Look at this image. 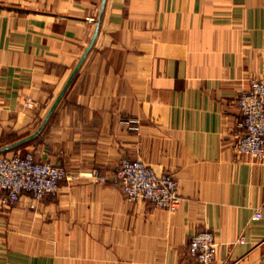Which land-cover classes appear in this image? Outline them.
<instances>
[{"label": "crops", "instance_id": "1", "mask_svg": "<svg viewBox=\"0 0 264 264\" xmlns=\"http://www.w3.org/2000/svg\"><path fill=\"white\" fill-rule=\"evenodd\" d=\"M101 1L0 0V147L40 126ZM262 74L264 0H106L21 146L70 179L0 210V264H199L203 230L214 264H264V160L233 141L238 96ZM125 158L172 175L178 209L129 202L112 180Z\"/></svg>", "mask_w": 264, "mask_h": 264}, {"label": "built area", "instance_id": "2", "mask_svg": "<svg viewBox=\"0 0 264 264\" xmlns=\"http://www.w3.org/2000/svg\"><path fill=\"white\" fill-rule=\"evenodd\" d=\"M242 120L233 133L237 155L264 160V74L250 81L248 90L237 99ZM98 182H106L98 174H91ZM69 180L66 169L47 161H39L33 152L20 150L0 155V210L15 206L23 193L41 200L59 191L63 180ZM112 180L119 184L127 200L149 203L169 211H176L181 203L178 182L172 175L158 174L142 161L121 160ZM260 220V211L254 214ZM240 244L244 241L239 240ZM189 255L199 264H214L215 236L211 231L196 232L191 238Z\"/></svg>", "mask_w": 264, "mask_h": 264}, {"label": "water", "instance_id": "3", "mask_svg": "<svg viewBox=\"0 0 264 264\" xmlns=\"http://www.w3.org/2000/svg\"><path fill=\"white\" fill-rule=\"evenodd\" d=\"M105 4H106V0H102L101 1V5H100V10H99V14H98V18L95 21V29L94 32L92 34L91 40L87 46V48L85 49V51L83 52L82 56L80 57L78 63L76 64L74 70L72 71L71 75L69 76V78L67 79L66 83L64 84L62 90L60 91V93L58 94V96L56 97V99L54 100L53 104L51 105L48 113L46 114L45 118L42 120L40 126L37 128V130L26 136L23 137L17 141H14L10 144H7L5 146L0 147V155L13 151L15 149L20 148L21 146L33 141L35 138H37L40 133L43 131L45 125L47 124V122L49 121L51 115L53 114L54 110L56 109V107L58 106L59 102L61 101V99L63 98L65 92L67 91V89L69 88V86L71 85L72 81L74 80L75 76L77 75L81 65L83 64L85 58L87 57L88 53L91 51L97 35L99 33L100 30V26H101V22L103 19V15H104V10H105Z\"/></svg>", "mask_w": 264, "mask_h": 264}, {"label": "rangeland", "instance_id": "4", "mask_svg": "<svg viewBox=\"0 0 264 264\" xmlns=\"http://www.w3.org/2000/svg\"><path fill=\"white\" fill-rule=\"evenodd\" d=\"M22 148H23V147H20V148H19V149H20V151H22ZM22 152H23V151H22ZM20 200H21V198H20ZM20 200H19V202H20ZM19 202H18V203H19Z\"/></svg>", "mask_w": 264, "mask_h": 264}, {"label": "trees", "instance_id": "5", "mask_svg": "<svg viewBox=\"0 0 264 264\" xmlns=\"http://www.w3.org/2000/svg\"><path fill=\"white\" fill-rule=\"evenodd\" d=\"M16 150H20V149L18 148V149H15V150H13V151H16Z\"/></svg>", "mask_w": 264, "mask_h": 264}]
</instances>
